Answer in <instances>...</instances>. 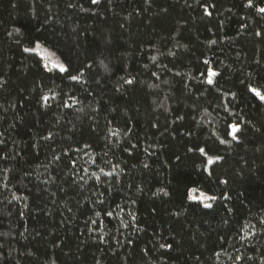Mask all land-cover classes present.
Segmentation results:
<instances>
[{"label": "trees", "instance_id": "obj_1", "mask_svg": "<svg viewBox=\"0 0 264 264\" xmlns=\"http://www.w3.org/2000/svg\"><path fill=\"white\" fill-rule=\"evenodd\" d=\"M252 3L0 0V264H264Z\"/></svg>", "mask_w": 264, "mask_h": 264}, {"label": "snow or ice", "instance_id": "obj_2", "mask_svg": "<svg viewBox=\"0 0 264 264\" xmlns=\"http://www.w3.org/2000/svg\"><path fill=\"white\" fill-rule=\"evenodd\" d=\"M91 3L92 4H98L99 3V0H91ZM247 7L251 8L253 7V3H252V0H248V4H247ZM205 12L207 13V9H205ZM258 12L260 14H264V7H260L258 8ZM210 14V13H209ZM257 36H260L261 33L257 32L256 33ZM25 52H28L29 49L28 48H25L24 49ZM45 70H48V66L45 65ZM53 67H56L58 68L59 72L60 73H65L68 75V77L72 80V81H76V82H79V78L77 75L75 74H72V72L69 71V68H66L64 65L60 64V65H54ZM216 75L215 72H211L209 71L208 72V80H207V83L209 85H212L213 84V79L212 77H214ZM4 83H6L5 81H2L0 80V85H3ZM127 84H132V80H127L126 81ZM249 91L253 93L254 96H256L262 103H264V94H261V92L257 91L255 88H249ZM48 97H44V100L47 101ZM229 128H230V132L227 133V134H230L232 136V139L233 140H238V133H240L241 129L237 126V125H229ZM221 143H223V141H221ZM192 149H189V151H191ZM206 149L203 148V147H200L199 148V153L201 154V156H204L206 155ZM218 159H220L218 157ZM208 163H214L212 160H208ZM106 175H110V173H106ZM226 183V181H225ZM189 199L192 200L194 203H201L203 204V207L205 209H211L213 206L212 204L210 203H206L205 201H209V200H215L217 199V197H215L214 195L213 196H209V195H205L203 193L200 194V198L199 200H197V198L190 192L189 194ZM109 216H111V213H108ZM135 219V218H134ZM163 247V245H162ZM170 247V245H169Z\"/></svg>", "mask_w": 264, "mask_h": 264}, {"label": "rangeland", "instance_id": "obj_3", "mask_svg": "<svg viewBox=\"0 0 264 264\" xmlns=\"http://www.w3.org/2000/svg\"><path fill=\"white\" fill-rule=\"evenodd\" d=\"M35 52L37 53H40L42 54L43 56H52L51 54H53V52H51L50 49L46 48L45 46L41 45V44H38L35 49H34ZM61 63H59V61H56V60H53L51 62V66H54V65H60ZM63 65V64H62ZM191 193L197 198V200H199L200 198V194L203 193L205 195H209L207 194L206 192L204 191H201V190H192ZM211 196V195H209ZM206 203H210L212 204V200H209V201H205Z\"/></svg>", "mask_w": 264, "mask_h": 264}]
</instances>
